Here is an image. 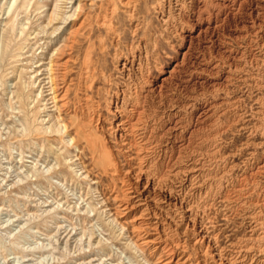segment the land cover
Returning a JSON list of instances; mask_svg holds the SVG:
<instances>
[{"label": "rangeland", "instance_id": "rangeland-1", "mask_svg": "<svg viewBox=\"0 0 264 264\" xmlns=\"http://www.w3.org/2000/svg\"><path fill=\"white\" fill-rule=\"evenodd\" d=\"M178 3L0 0V43L3 36L10 39L0 64V264L159 261L160 251L152 253L147 262L133 248L127 228L107 226L106 211L116 207L113 184L121 186L122 176L116 179L106 174L96 164L103 157L93 154L89 144L77 136L79 130H89L80 115L84 84L92 83V104L110 119L115 94L130 83L127 72L121 70V59L136 57L134 73L155 81L182 60L189 44L183 36L190 25L189 13L186 18L178 14ZM227 44L255 59V66L236 72L227 83L222 96L237 99L240 109H230L220 117L216 140L224 165L230 167L229 189L244 190L239 201L243 206L209 200L205 191L196 196L199 203L207 202L208 230L219 236L222 245L244 238L251 207L264 204V47L246 40ZM55 53L67 75L65 97L52 89L50 59ZM18 93H25V106L35 116L32 124L41 130L32 132L26 124ZM58 120L69 124L70 133L51 128ZM58 155L64 158L68 174L51 177L53 167H60ZM40 174L44 178L37 182ZM245 174L251 175L248 181ZM127 223L129 232L132 227ZM183 240L194 257L197 246L191 237Z\"/></svg>", "mask_w": 264, "mask_h": 264}, {"label": "bare ground", "instance_id": "bare-ground-1", "mask_svg": "<svg viewBox=\"0 0 264 264\" xmlns=\"http://www.w3.org/2000/svg\"><path fill=\"white\" fill-rule=\"evenodd\" d=\"M123 1L128 4L132 0ZM178 2V14L186 18L189 13L190 25L183 36L189 44L182 60L168 75L155 81L135 74L136 57L121 59V70L127 72L130 83L115 94L110 119L93 106L89 94L92 83L84 84L86 93L81 98L80 115L89 130H79L77 139L85 140L93 154L103 157L96 164L106 174L116 179L122 176L121 186L113 184L116 207L113 212L106 211L110 219L107 226L127 228L133 248L147 262L152 253L160 251L159 261L151 264H264L263 203L251 207L245 237L222 245L219 236L208 230L207 202L201 204L196 197L205 191L209 200L243 206L239 201L244 190L229 189L230 167L224 165L225 157L216 140L221 132L220 117L230 109H240L237 99L223 98L227 83L236 72L255 66V59L227 43L246 40L264 47V0ZM3 37L0 64L10 48L6 42L9 38ZM57 54L50 59L52 89L65 97L67 75ZM25 96L18 93L26 124L36 132L41 128L33 126L35 116L26 108ZM52 127L70 133L69 124L60 120L54 121ZM64 162L58 155L56 164L60 167H53L51 177L68 174ZM250 176L245 174L244 179L248 181ZM43 178L38 175L37 182ZM128 220L132 227L129 232ZM185 237H191L192 245L197 246L194 257L187 249Z\"/></svg>", "mask_w": 264, "mask_h": 264}]
</instances>
